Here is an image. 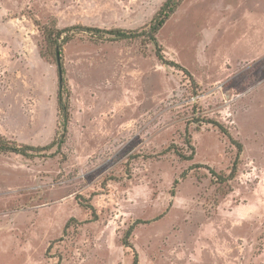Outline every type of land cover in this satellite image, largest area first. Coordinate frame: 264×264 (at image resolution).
Wrapping results in <instances>:
<instances>
[{
	"label": "rangeland",
	"instance_id": "1",
	"mask_svg": "<svg viewBox=\"0 0 264 264\" xmlns=\"http://www.w3.org/2000/svg\"><path fill=\"white\" fill-rule=\"evenodd\" d=\"M164 1L0 0V135L44 148L0 154V264H264V0H177L157 40L193 82L141 40L71 30L47 148L59 73L38 25L131 31ZM207 121L241 145L221 184L205 167L228 175L237 150Z\"/></svg>",
	"mask_w": 264,
	"mask_h": 264
},
{
	"label": "trees",
	"instance_id": "2",
	"mask_svg": "<svg viewBox=\"0 0 264 264\" xmlns=\"http://www.w3.org/2000/svg\"><path fill=\"white\" fill-rule=\"evenodd\" d=\"M177 4H178L177 0H165L160 5L156 13L153 15L152 19L146 26L141 27L136 30H131V31H127L123 29L106 30V29H100L96 27H82L79 25H75V26H71L67 28H58L55 24H51V25L49 24L47 26L38 25V30L40 31V34L42 36V41L44 42L45 46L48 49H51V51L53 50L52 55L56 54V52L58 51L57 48L60 47V43L67 41V39L69 38L71 34L70 33L71 30H72V33L74 32V30L75 32H77L78 30L88 31L90 36H94L96 38L111 36V40H125V39L128 40V39L135 38V39H138L139 41L141 40L142 42H144V44L152 45V47L154 48L155 57L161 64L178 68L191 81L192 80L191 75L187 72L186 69H184L182 66L175 63L174 61L166 59V57L163 54L162 48L157 40L158 32L163 27V25L168 20V18L173 14L175 9L177 8ZM63 74H64V70L61 67V73L58 74V88H57L58 111L60 113V117L62 118L60 122V126H59V128L61 129V134H60L61 139L57 142L56 141L57 138H55L47 147V148L55 147L54 152H56L64 142L63 137L65 138L64 133L66 132V129H67L68 114H69L67 110L69 95H68L66 80ZM64 92H65V98L63 101L62 94ZM207 123L212 124L215 128L218 129L220 133L225 135L230 140V142H233L237 150L236 157L232 163V166L229 169L228 175L216 174L211 168L203 166L207 168L209 173L213 175L216 180H218V183L221 184L229 179H232L235 176L237 160H238L239 153L241 151V145L233 141L231 136L227 133L225 129H223V127L220 124L215 123L214 121H207ZM187 146L190 150L189 154L187 155H184L185 153H182L180 150L176 149V154L182 160H189L193 158L194 151H193V147L190 145L189 139L187 140ZM42 150H44V148L42 147L16 144L13 141L7 139L6 137L0 135V154L9 153V154L20 155L25 158H35L37 156H40L39 152H41ZM198 166H202V165H198ZM176 183H177V180L174 181V184ZM129 233H130V230L127 231L125 238L123 239V245L127 247H130V245H128V237L130 236ZM133 264H137V260L135 257L133 259Z\"/></svg>",
	"mask_w": 264,
	"mask_h": 264
},
{
	"label": "water",
	"instance_id": "3",
	"mask_svg": "<svg viewBox=\"0 0 264 264\" xmlns=\"http://www.w3.org/2000/svg\"><path fill=\"white\" fill-rule=\"evenodd\" d=\"M56 62H57V67H58V73H61V65H60V56H59V52H56Z\"/></svg>",
	"mask_w": 264,
	"mask_h": 264
}]
</instances>
